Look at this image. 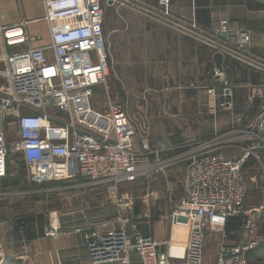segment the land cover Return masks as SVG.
Masks as SVG:
<instances>
[{"label": "built area", "instance_id": "obj_1", "mask_svg": "<svg viewBox=\"0 0 264 264\" xmlns=\"http://www.w3.org/2000/svg\"><path fill=\"white\" fill-rule=\"evenodd\" d=\"M172 2L158 0L165 17L171 16ZM41 4V20L47 24L50 39L45 46L18 50L32 39L41 40V34L31 37L24 29L27 22L0 24V179L7 175L9 153L19 152L37 182L67 183L47 188L49 192L101 187L115 212L111 219H88L86 228L66 231L56 211L49 212L44 236L84 232L89 264H131L132 256L139 264H205L204 247L219 233L222 238L211 264H246L253 241L227 242L225 227L230 219L240 217L239 227L230 234L251 233L261 213V207L243 210V206L249 190L246 166L253 161L264 174V103L242 123L243 115L234 106V84L224 69L213 68V83L206 91L228 115L230 129L147 164L134 148L139 145L143 155L157 154L165 144L152 145L148 127H142L121 104L111 102L103 109L92 105L95 88L110 74L100 0H41ZM167 25L188 36L196 29L195 22L179 19ZM217 30L226 37L216 52L248 63L244 56L252 41L250 32L231 26L224 18L219 19ZM48 49L52 59L46 55ZM13 132L17 139L9 141ZM229 149L239 150L238 155L222 153ZM177 162H183L182 193L167 217L169 237L158 241L138 232L134 201L121 188L153 166L163 170ZM74 180L78 183L68 186ZM182 223L187 228L186 239L178 242L173 228ZM174 242L183 244L182 254L171 253ZM3 255L0 247V259Z\"/></svg>", "mask_w": 264, "mask_h": 264}, {"label": "crops", "instance_id": "obj_2", "mask_svg": "<svg viewBox=\"0 0 264 264\" xmlns=\"http://www.w3.org/2000/svg\"><path fill=\"white\" fill-rule=\"evenodd\" d=\"M111 8L119 18V23L110 26L108 18L106 20L111 78L126 79L128 84L137 79L144 91L150 90L145 88L150 79L160 80L158 84L165 90L175 86L176 79L181 78L187 93L203 91L201 87L212 82L209 73L215 68L213 57L222 40L218 22L224 18L231 26L248 30L252 38L244 56L248 63L235 60L230 53L225 54L222 61L227 79L235 86L234 106L243 115L242 123L263 105L264 0H173L170 17L163 15L158 0H116ZM43 14L41 0H0V24L16 26L27 22L24 29L31 37L36 33L42 36L41 40L32 39L18 50L49 44L48 27L41 20ZM172 19L184 23L193 21L196 29L191 36L183 35L168 27ZM46 55L49 59L53 57L50 49L46 50ZM151 143L156 144L152 140ZM74 190L48 193L45 197L48 205L55 202L63 231L86 228L88 219L97 221L114 216L113 207L94 191L80 194ZM28 218L29 226L12 219H0V247L4 253L0 264H89L84 232L47 237L43 234L47 218L38 217L34 212ZM234 230L229 231L227 242L253 240L248 241L249 233L230 234ZM178 233L179 230L174 233L175 239L181 242L182 236ZM263 260L264 248L247 251L246 264H260ZM131 264H139L135 256Z\"/></svg>", "mask_w": 264, "mask_h": 264}, {"label": "rangeland", "instance_id": "obj_3", "mask_svg": "<svg viewBox=\"0 0 264 264\" xmlns=\"http://www.w3.org/2000/svg\"><path fill=\"white\" fill-rule=\"evenodd\" d=\"M100 3L104 8V30L106 31L107 18L109 26L119 23L118 15H114L111 8L112 4L116 5V0L112 2L100 0ZM209 75L211 77L212 72ZM158 82L161 83L158 79H150L145 87L150 90L144 91V87L137 83V79H132L128 84L126 79L111 78L110 73L106 81L95 88L92 97V105L96 109H103L111 102L121 104L129 114L140 120L142 127H148L150 142L151 140L154 143L161 141L165 144L164 150L148 155H143L140 146L137 145L134 151L145 163L152 164L157 156L163 158L179 149H186L203 140L223 135L230 129L228 115L217 108L213 103L214 100L205 91L213 81L208 82L206 87L205 85L201 87L203 91L199 93H187L183 84L184 80L181 78L176 79L175 86L165 90L161 89L162 86ZM8 139L16 140L15 132L11 133ZM222 153L230 157L238 155L239 150L229 149ZM151 168L147 169L148 172L134 183L122 187L121 191L127 193L134 201L138 232L163 241L169 237L170 233L167 217L177 205L182 193L183 162H177L163 170H156L155 166ZM6 169L7 175L0 179V219L18 221L29 217L33 212L37 213L38 217L47 218L49 212L57 211L55 202L52 205L45 202L47 194L54 193L46 188L64 186L66 182H37L34 176L29 175L19 152L9 153ZM245 174L249 190L243 210L254 206L261 207L256 226L248 234V241L253 239L254 245L251 249L264 248L263 169L257 163L250 161L245 168ZM75 183H78V180L70 181L68 186H73ZM71 190L72 187L66 188V192ZM91 190L102 197L107 205L109 204L107 194L101 187L73 192L83 194ZM239 219L233 220L235 222L237 220L236 223H238ZM182 230L185 231V228L182 227ZM183 234L182 232L181 242L184 239ZM221 238L219 233L214 234L204 247L205 264L213 262L217 243ZM260 264H264V260Z\"/></svg>", "mask_w": 264, "mask_h": 264}, {"label": "bare ground", "instance_id": "obj_4", "mask_svg": "<svg viewBox=\"0 0 264 264\" xmlns=\"http://www.w3.org/2000/svg\"><path fill=\"white\" fill-rule=\"evenodd\" d=\"M16 33H17V31H16ZM15 35H16V34H15ZM17 35H18V34H17ZM54 221H56L55 216H54ZM177 227H178V228H177ZM177 227L175 228V232H177V231L179 230L178 235H182V232H183V233H184V234H183V235H184V239H183V241H185V239H186V231H187V228L184 226L183 223H182V224H178ZM180 227H181V228H180ZM182 227L185 228V231L182 230ZM175 232H174V233H175ZM174 236H175V234H174ZM173 244H174V245L171 246V253H173V254H175V255H180V254H182V248H181V247H183V246H182L183 244H178V242H174Z\"/></svg>", "mask_w": 264, "mask_h": 264}, {"label": "trees", "instance_id": "obj_5", "mask_svg": "<svg viewBox=\"0 0 264 264\" xmlns=\"http://www.w3.org/2000/svg\"><path fill=\"white\" fill-rule=\"evenodd\" d=\"M237 218L239 219L240 217H237ZM233 219H235V218L230 219L229 222L227 223L226 227H225V231L227 233H229L230 230L237 229L238 227H236V226L240 225V219L238 220V223H236L237 220L235 222ZM28 221H30V218L27 217V218H24V219H21V220L19 219L17 222L20 225H26L27 224V226H29Z\"/></svg>", "mask_w": 264, "mask_h": 264}, {"label": "water", "instance_id": "obj_6", "mask_svg": "<svg viewBox=\"0 0 264 264\" xmlns=\"http://www.w3.org/2000/svg\"><path fill=\"white\" fill-rule=\"evenodd\" d=\"M221 37H222V38H225L226 35H225V34H221ZM213 59H214L215 67H216L219 71H221V70L223 69V68H222V61H223V56H222V54H221L220 52H216V53L214 54Z\"/></svg>", "mask_w": 264, "mask_h": 264}]
</instances>
